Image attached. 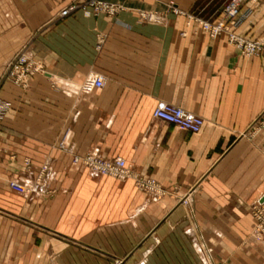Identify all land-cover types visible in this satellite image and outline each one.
Listing matches in <instances>:
<instances>
[{
	"label": "crops",
	"instance_id": "crops-1",
	"mask_svg": "<svg viewBox=\"0 0 264 264\" xmlns=\"http://www.w3.org/2000/svg\"><path fill=\"white\" fill-rule=\"evenodd\" d=\"M70 1L0 0V264H264V46L245 56L228 30L202 29L195 18L218 21L226 0L59 16ZM247 6L237 32L264 38V0ZM24 49L44 69L27 88L6 76ZM160 102L202 129L155 119ZM89 152L158 190L73 162Z\"/></svg>",
	"mask_w": 264,
	"mask_h": 264
},
{
	"label": "built area",
	"instance_id": "built-area-1",
	"mask_svg": "<svg viewBox=\"0 0 264 264\" xmlns=\"http://www.w3.org/2000/svg\"><path fill=\"white\" fill-rule=\"evenodd\" d=\"M248 0H229L226 6L222 9L221 17L218 21H209L200 18H195L204 31L211 37H216L222 32L228 30L230 41L240 49L245 56H254L261 53L264 46V38H253L242 35L237 32L241 24L249 15L250 7L247 6ZM118 6L111 4L105 0H72L65 7H63L59 16L66 17L77 10H84L87 13L95 15L105 13L113 15ZM194 18V17H192ZM30 62L29 57L21 56L11 60L7 67V76L14 78L17 74L18 78H26L29 75L28 67H25ZM40 69L39 67L36 70ZM21 73V74H20ZM93 87L104 86L103 76H97L92 82ZM1 105V104H0ZM1 109V106H0ZM155 119L175 125L181 130L199 132L204 125V119L192 113L183 107L171 103L160 102L153 111ZM64 143L61 142L63 147ZM74 163L82 164L93 172L101 176H111L119 180L132 178L138 187L141 189L156 192L158 184L154 179L144 177L134 173L126 160L122 157L106 158L89 152L85 155H73ZM46 167H44V170ZM11 189L25 193L27 188L25 185L11 180L9 182ZM252 213L255 219V226L253 230V237L264 243V202L255 203L252 206Z\"/></svg>",
	"mask_w": 264,
	"mask_h": 264
},
{
	"label": "rangeland",
	"instance_id": "rangeland-1",
	"mask_svg": "<svg viewBox=\"0 0 264 264\" xmlns=\"http://www.w3.org/2000/svg\"><path fill=\"white\" fill-rule=\"evenodd\" d=\"M77 1H80V0H77ZM229 0H226L224 2V6L223 8L226 6V4L228 3ZM210 21V20H209ZM27 56L29 57L30 59V62L25 65V67H28L29 69V75L24 79V78H21L19 79L18 78V75L16 74L14 76V78H10L16 85L20 86L21 88H27L29 86V83L31 81V79L34 77L35 74L37 73H42L44 71L42 65H40L37 61H35L31 56H30V53H29V50L28 49H24V50H21L20 52H18L16 55H15V58H18V57H21V56ZM39 67L40 69L36 70V68ZM21 74V73H20ZM7 76V75H6ZM8 77V76H7ZM1 104V102H0ZM258 241V240H257ZM260 242V241H258ZM262 243V242H261Z\"/></svg>",
	"mask_w": 264,
	"mask_h": 264
},
{
	"label": "water",
	"instance_id": "water-1",
	"mask_svg": "<svg viewBox=\"0 0 264 264\" xmlns=\"http://www.w3.org/2000/svg\"><path fill=\"white\" fill-rule=\"evenodd\" d=\"M260 202H261V203L264 202V195H263V197L261 198Z\"/></svg>",
	"mask_w": 264,
	"mask_h": 264
}]
</instances>
